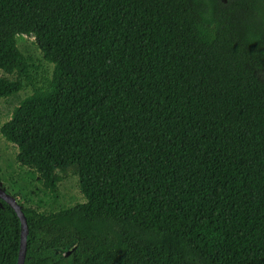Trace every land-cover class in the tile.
<instances>
[{
  "label": "trees",
  "instance_id": "16d2710c",
  "mask_svg": "<svg viewBox=\"0 0 264 264\" xmlns=\"http://www.w3.org/2000/svg\"><path fill=\"white\" fill-rule=\"evenodd\" d=\"M0 72V99L31 88L0 126L17 164L85 199L12 196L24 264H264V0H0ZM20 235L0 199V264Z\"/></svg>",
  "mask_w": 264,
  "mask_h": 264
},
{
  "label": "rangeland",
  "instance_id": "374dc122",
  "mask_svg": "<svg viewBox=\"0 0 264 264\" xmlns=\"http://www.w3.org/2000/svg\"><path fill=\"white\" fill-rule=\"evenodd\" d=\"M16 45L22 55L29 59L33 65L31 73L39 84L45 79H50L53 65L43 59L41 50L37 47L31 36H18ZM0 75L7 76L0 72ZM31 94V88L27 87L18 94L0 99V126L10 119L12 110ZM17 149L0 135V167L2 169L1 187L11 196H17V201L24 207H40L46 212H55L62 208L71 207L76 203H84L85 199L80 194L76 178L67 175L59 184L56 199H51V194L44 192L42 186L37 183L36 176L27 168L19 166L15 160Z\"/></svg>",
  "mask_w": 264,
  "mask_h": 264
},
{
  "label": "water",
  "instance_id": "95a60500",
  "mask_svg": "<svg viewBox=\"0 0 264 264\" xmlns=\"http://www.w3.org/2000/svg\"><path fill=\"white\" fill-rule=\"evenodd\" d=\"M0 199L5 201L14 210L17 217L19 218L21 235H20L19 254L16 264H24L25 256H26L27 233H28L26 218L22 212L19 203L11 195L5 192V190L1 186H0Z\"/></svg>",
  "mask_w": 264,
  "mask_h": 264
}]
</instances>
